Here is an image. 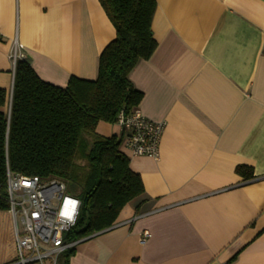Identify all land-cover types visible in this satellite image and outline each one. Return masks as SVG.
<instances>
[{
    "label": "crops",
    "instance_id": "crops-1",
    "mask_svg": "<svg viewBox=\"0 0 264 264\" xmlns=\"http://www.w3.org/2000/svg\"><path fill=\"white\" fill-rule=\"evenodd\" d=\"M156 3L157 47L130 79L141 112L164 123L159 155L121 146L144 193L69 264H264V0ZM115 36L99 0H0V88L9 98L16 43L40 78L66 86L97 78ZM98 132L120 127L100 122ZM16 258L14 216L0 210V264Z\"/></svg>",
    "mask_w": 264,
    "mask_h": 264
},
{
    "label": "trees",
    "instance_id": "trees-1",
    "mask_svg": "<svg viewBox=\"0 0 264 264\" xmlns=\"http://www.w3.org/2000/svg\"><path fill=\"white\" fill-rule=\"evenodd\" d=\"M116 30L99 57L94 80L71 76L66 86L43 80L29 58L16 63L11 107L0 109V210L10 204L7 173L56 178L82 201L80 217L65 237L81 240L112 227L123 207L144 193L140 174L121 150L119 135L98 132L100 122L117 123L123 110L140 104L130 73L157 47L152 32L156 0H99ZM8 104L0 88V107ZM236 172L253 178L250 166ZM75 247L57 264H69ZM233 257L230 261H233Z\"/></svg>",
    "mask_w": 264,
    "mask_h": 264
},
{
    "label": "built area",
    "instance_id": "built-area-1",
    "mask_svg": "<svg viewBox=\"0 0 264 264\" xmlns=\"http://www.w3.org/2000/svg\"><path fill=\"white\" fill-rule=\"evenodd\" d=\"M18 49L16 43L13 52L15 60L25 57ZM12 93L13 90L8 110ZM116 124L120 127L121 146L131 156L158 157L163 122L147 117L137 107L128 114L122 110ZM6 190L9 210L14 216L17 251L16 260L10 264L36 261L41 264H57L62 252L83 240L65 239L80 217L82 201L68 193L64 181L14 174L8 170ZM149 235L145 231L141 241L145 242Z\"/></svg>",
    "mask_w": 264,
    "mask_h": 264
},
{
    "label": "rangeland",
    "instance_id": "rangeland-1",
    "mask_svg": "<svg viewBox=\"0 0 264 264\" xmlns=\"http://www.w3.org/2000/svg\"><path fill=\"white\" fill-rule=\"evenodd\" d=\"M68 193H70V194H72V195H75V196L79 197L78 194H76V193L74 194V193L69 192V191H68ZM20 226H22L21 223H20ZM45 262L47 263V260H46ZM29 264H41V262L36 261V262L29 263Z\"/></svg>",
    "mask_w": 264,
    "mask_h": 264
},
{
    "label": "water",
    "instance_id": "water-1",
    "mask_svg": "<svg viewBox=\"0 0 264 264\" xmlns=\"http://www.w3.org/2000/svg\"><path fill=\"white\" fill-rule=\"evenodd\" d=\"M84 239H86V238H84Z\"/></svg>",
    "mask_w": 264,
    "mask_h": 264
}]
</instances>
